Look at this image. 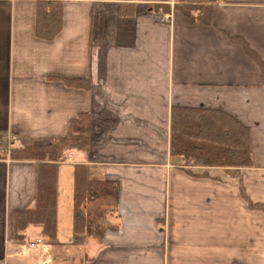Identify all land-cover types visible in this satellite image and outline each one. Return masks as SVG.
Segmentation results:
<instances>
[{
    "label": "crops",
    "instance_id": "crops-1",
    "mask_svg": "<svg viewBox=\"0 0 264 264\" xmlns=\"http://www.w3.org/2000/svg\"><path fill=\"white\" fill-rule=\"evenodd\" d=\"M43 1L0 0V149L58 140L81 113L89 145L57 165V229L42 249L28 245L45 241L40 226L11 240L38 163L0 158V264H264V219L248 203L264 204V0H187L207 5V21L153 7L175 0H52L53 39L36 33ZM172 106L248 128L247 198L229 170L171 156ZM76 164L116 184L100 237L75 230Z\"/></svg>",
    "mask_w": 264,
    "mask_h": 264
},
{
    "label": "trees",
    "instance_id": "trees-1",
    "mask_svg": "<svg viewBox=\"0 0 264 264\" xmlns=\"http://www.w3.org/2000/svg\"><path fill=\"white\" fill-rule=\"evenodd\" d=\"M62 2L46 0L37 10L36 33L44 39H53L62 26ZM160 13L183 11L195 20L207 21V5L175 0L153 6ZM152 9V8H151ZM128 12L121 9V13ZM170 125V152L185 166L222 167L241 179V169L253 165L248 128L235 116L221 110L172 106ZM90 117L81 113L73 118L64 137L40 145H11L9 156L17 159H33L38 163V188L35 203L31 207L16 210L11 219V240L24 242L33 226H40L42 234L53 240L57 229V165L67 160L74 151L88 149ZM203 172L202 174H206ZM208 174V173H207ZM243 189V185L241 184ZM116 184L98 179L86 164L75 165V218L76 231L90 235L102 234V215L97 216L89 204L109 196L116 199ZM247 198L246 192H243ZM249 206L264 209V204ZM95 215V216H94Z\"/></svg>",
    "mask_w": 264,
    "mask_h": 264
},
{
    "label": "rangeland",
    "instance_id": "rangeland-1",
    "mask_svg": "<svg viewBox=\"0 0 264 264\" xmlns=\"http://www.w3.org/2000/svg\"><path fill=\"white\" fill-rule=\"evenodd\" d=\"M174 4H175V2H174ZM241 175V174H240ZM242 176V175H241ZM58 182V181H57ZM242 184V183H241ZM243 185V184H242ZM240 187H241V185H240ZM241 191H242V194L244 195V193L243 192H245V189H244V185H243V189L241 188ZM246 198V197H245ZM113 203L114 204V202H113V199H112V197H109V196H106V197H103V198H100V199H98V200H96L95 202H92V203H90L89 204V208H90V210L92 211V213H94L95 215H97L98 217L99 216H105V214H104V212H105V209H104V207L103 206H105V205H109L110 203ZM255 209H257V220H263L264 219V216L262 215V214H264V209H261V208H258V207H254ZM258 210H260V211H258ZM259 212V213H258ZM94 215V216H95ZM56 217H57V215H56ZM103 219H104V217H103ZM103 219L101 220L102 222H103ZM32 231V233L33 232H37L38 231V226H33V227H31L30 229H29V233ZM38 234H39V232H38ZM42 236V238H44L45 239V241L42 243V242H40L38 245H39V247H40V249H42V248H46L47 247V242H49L50 240H49V238H46L43 234L41 235ZM23 249L24 250H26L27 251V248L23 245ZM32 252V251H31ZM90 253V252H89Z\"/></svg>",
    "mask_w": 264,
    "mask_h": 264
},
{
    "label": "built area",
    "instance_id": "built-area-1",
    "mask_svg": "<svg viewBox=\"0 0 264 264\" xmlns=\"http://www.w3.org/2000/svg\"><path fill=\"white\" fill-rule=\"evenodd\" d=\"M7 155H9V148H2L0 149V158L6 157ZM42 242L41 238H37L35 240H32L28 243V245L30 247H36L38 246V244Z\"/></svg>",
    "mask_w": 264,
    "mask_h": 264
}]
</instances>
